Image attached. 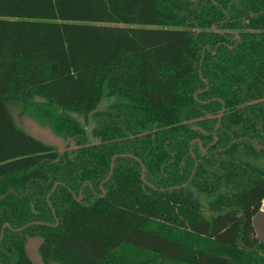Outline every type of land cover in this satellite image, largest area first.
<instances>
[{
	"label": "trees",
	"instance_id": "obj_1",
	"mask_svg": "<svg viewBox=\"0 0 264 264\" xmlns=\"http://www.w3.org/2000/svg\"><path fill=\"white\" fill-rule=\"evenodd\" d=\"M263 200L264 0H0V264H264Z\"/></svg>",
	"mask_w": 264,
	"mask_h": 264
},
{
	"label": "water",
	"instance_id": "obj_2",
	"mask_svg": "<svg viewBox=\"0 0 264 264\" xmlns=\"http://www.w3.org/2000/svg\"><path fill=\"white\" fill-rule=\"evenodd\" d=\"M32 122V131L28 130L33 136L39 138L40 140L46 142V143H50L53 145H56L59 147L60 151H63L65 149V147H63V141H66L68 143L67 140H65L63 137L55 134L51 128L49 127H44L42 125H40L37 121H35L32 118H29ZM198 128V127H195ZM66 143V145H67ZM71 147H75L74 145V141H71ZM119 155H125V154H119ZM130 156H132L131 154H128ZM117 157V155H115L112 159V161H114V159ZM113 169V165L111 167V171ZM144 170L145 167H143V173H142V179H145V175H144ZM8 225V224H6ZM253 225L255 227L256 230V238L264 243V200L262 203V206L260 208V210L256 213V215L253 217ZM42 239L40 237H32L29 239V241L26 244V249L27 252L29 254V257L31 258V260L33 261L34 264H46L41 255L38 252V248L39 245L41 244Z\"/></svg>",
	"mask_w": 264,
	"mask_h": 264
},
{
	"label": "rangeland",
	"instance_id": "obj_3",
	"mask_svg": "<svg viewBox=\"0 0 264 264\" xmlns=\"http://www.w3.org/2000/svg\"><path fill=\"white\" fill-rule=\"evenodd\" d=\"M13 112L15 114V117H16V120L18 122V124L24 126L27 130H30L32 131V122L31 120L29 119V117H21L19 114H18V111L17 110H14L13 109ZM66 141H63V147L66 146ZM71 143V142H70ZM52 264H58V263H52Z\"/></svg>",
	"mask_w": 264,
	"mask_h": 264
},
{
	"label": "flooded vegetation",
	"instance_id": "obj_4",
	"mask_svg": "<svg viewBox=\"0 0 264 264\" xmlns=\"http://www.w3.org/2000/svg\"><path fill=\"white\" fill-rule=\"evenodd\" d=\"M65 148H66V147H65ZM6 224H8V223H5V224H4L3 229L5 228V226H9V224H8V225H6Z\"/></svg>",
	"mask_w": 264,
	"mask_h": 264
}]
</instances>
